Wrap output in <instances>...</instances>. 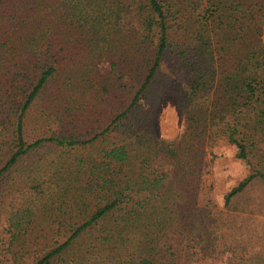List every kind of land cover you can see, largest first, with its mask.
<instances>
[{
  "label": "trees",
  "instance_id": "obj_1",
  "mask_svg": "<svg viewBox=\"0 0 264 264\" xmlns=\"http://www.w3.org/2000/svg\"><path fill=\"white\" fill-rule=\"evenodd\" d=\"M63 26L89 50L114 57L96 88L101 103H111L108 123L87 141L62 129V136L29 142L27 120L50 86L63 80L45 116L62 107L75 78L91 72L63 71ZM168 64L185 89L183 140L214 147L223 139L250 164L264 143V0H0V192L17 165L46 145L102 147L99 159H80L67 171L71 214L63 230L43 232L31 252L18 214L7 249L0 246V264H264L252 229L237 225L240 207L249 206L241 199L264 180L263 170L252 169L221 209L201 200V186H181L198 165H173L164 175L148 165L154 149L175 161L181 155L177 140L150 143L136 135L137 112ZM75 107L62 115L79 119Z\"/></svg>",
  "mask_w": 264,
  "mask_h": 264
},
{
  "label": "rangeland",
  "instance_id": "obj_2",
  "mask_svg": "<svg viewBox=\"0 0 264 264\" xmlns=\"http://www.w3.org/2000/svg\"><path fill=\"white\" fill-rule=\"evenodd\" d=\"M58 11H55V20H59ZM62 31L63 38L66 37V42L63 44L66 53L63 56L67 57L63 71L75 70L76 73L82 71L84 75L85 71L91 72L85 79L75 78L72 89L68 91V95H65L66 101L62 107L54 109L52 115L45 116L47 101L58 95L63 80L58 79L61 84L56 81L50 86L44 99L33 109L27 120L26 139L29 142L43 137L62 136L64 135L62 129L65 132H75L76 129L78 131L76 135L83 136L82 141H87L102 129L99 130L98 127L108 123L111 103H101L96 88L97 82L109 74L114 57L111 54L102 57L89 50L85 39L78 37L75 29L70 30L63 26ZM68 58L74 61L69 63ZM166 67L151 86L146 102L137 112L140 114L137 119H141L139 124L141 127L137 129L136 135L141 134L150 143L154 140L156 142L177 140L183 149L177 161L166 158L156 149L149 153L148 165H151L152 172L155 175H164L169 169H174L173 165H198L199 169L195 174L183 179L181 186L193 185L197 188L201 186V200L213 199L222 209L224 196L252 174V169H261L264 172V143L259 145L256 153L251 157V163L248 164L239 160L235 147L223 139H216L214 147L208 142L203 147L195 146L196 143L192 144L190 140L185 142L183 136L186 116L181 103L185 89L175 80L170 64ZM72 105L77 107L76 113H79L80 117L77 120L62 115L66 108ZM103 105L105 107H102ZM53 115L63 118L58 121ZM44 147L20 162L3 183L0 192V246L4 249H7L12 240L9 232L12 233L14 231L12 226L19 222L15 220L18 214L21 217L25 216L22 227L29 229L28 245L31 252L36 251L43 243L39 238L43 232L49 233L59 228L63 230L64 225L61 226L60 223H67L66 218L71 214L66 204L68 198L64 195V188L72 181L67 176V171L78 165L80 159L87 165L88 160L96 159L98 154L100 157L102 150L98 143L73 151L58 148L56 145ZM152 147H155V144H152ZM184 149H187V152ZM140 161L142 160H135L132 165H141ZM169 182L175 184L176 180L170 179ZM169 182H166L168 189L171 186ZM170 189L174 191L175 187ZM241 200L247 202L249 206L240 207L241 221L237 225L245 232L252 229L255 235L252 243L254 250L264 248V180H258ZM72 216H76V212ZM244 239V242L248 243L247 236H244ZM248 248L251 249L250 244ZM6 258L14 261L10 255Z\"/></svg>",
  "mask_w": 264,
  "mask_h": 264
}]
</instances>
